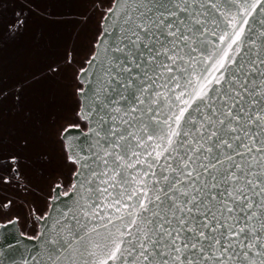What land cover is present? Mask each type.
<instances>
[{"label":"snow or ice","instance_id":"6c2138e0","mask_svg":"<svg viewBox=\"0 0 264 264\" xmlns=\"http://www.w3.org/2000/svg\"><path fill=\"white\" fill-rule=\"evenodd\" d=\"M124 3L126 5L122 13L124 33L114 37L112 47L117 52L124 53L125 63L131 55V64L139 68L141 61L155 65L157 57L163 56L169 63H160L158 68L173 73V65H176L177 70L183 73L180 77L184 81L183 84L175 75L169 77L170 81L175 82V87L181 89L177 94L173 88H168L172 93V108L176 111L163 121H156L153 132V136L156 137L155 142L147 145L153 150L149 153L151 160L147 162L148 172H151L153 164L161 156L167 160L173 152H177L174 159L178 161V166L172 168L171 165L166 164L161 169L162 173L164 171L173 173L171 177L160 176L166 187H157L160 183V180H157L149 188L147 181L141 176L138 178L141 187L131 195L124 192L116 195L113 209L117 213L121 211V205L125 209V215L118 216L117 219L123 223L127 217L128 223L123 225L122 230H118V237L113 238L109 233L105 238L109 241L108 244L103 245L106 258L99 264H109V261L112 264H264V90L259 94L260 111L249 116L251 121L249 127L254 125L260 131L250 132L245 128L244 136L238 135L239 130L233 123V121L239 123L237 115L232 111L236 107L239 93L233 90L230 95L226 90V86L235 83L231 77L237 70L244 68L240 57L244 54L242 45L246 36L245 26L249 24L247 17L252 16L258 7H264V0H261L260 4H250V0H240L239 14H246L245 18L241 21L233 16L230 21L231 30L225 29L219 37L224 47L216 46L214 52L203 56V59L193 55L197 51L194 46L197 41L193 33L196 31L203 34L207 31L204 27L206 21L198 18L204 16L205 12L191 13L190 20L181 18V13L189 14V6L193 0H142V2L124 0ZM132 4H136V7H131ZM211 7L216 6L213 3ZM189 23L201 27L186 28ZM260 23L264 25V20ZM157 32L165 38H172L169 41L171 47L164 52L154 48L153 42L159 43L161 48L165 47L158 39ZM261 35H264V31ZM178 42H182L183 48L189 49L188 60L184 59ZM200 43L205 44L206 41ZM141 49L146 50L147 55L152 59H144V52ZM200 51L203 53L204 49L201 48ZM180 62L187 67L179 69ZM250 62L253 63L252 70L256 71L255 61ZM116 63L119 66L117 75L122 72L129 74L132 72V67L121 64L119 58ZM260 64L264 65V59L260 60ZM194 65H199L198 70L189 72V68H193ZM108 71L111 72L112 69L109 68ZM261 75L264 76V73ZM131 79L129 75L127 81L130 82ZM224 97L232 99L233 103L229 105ZM159 98L165 99L167 103V98L162 95ZM139 102L144 103L142 100ZM217 102L221 104L220 108L216 107ZM203 110H207V113L198 121L196 116ZM221 116L224 119H220ZM161 123L164 125L163 128L159 127ZM189 128L190 130H187ZM193 133L196 134L193 140L197 146L193 147L189 144L192 155L189 156L185 152L181 156L177 151L179 147L184 146L181 138L193 136ZM196 137H199V140ZM152 138V136L148 137L149 140ZM200 140L205 143L214 140V143L205 148V144L200 143ZM233 140L239 142L237 147L246 149V152L236 154L242 158L244 155L249 156L251 163L247 171L242 165L231 163L233 161L231 154H225V160L230 165L225 167V160H221L214 152V149H232L235 152ZM245 140L250 143L245 144ZM202 152L203 158L200 156ZM212 157H215V162ZM117 159L122 158L117 157ZM205 159L207 163L204 162ZM73 162H76L75 159ZM137 163H140L139 158ZM253 165L257 166L259 171L254 170ZM124 166L134 168L136 165L129 162ZM117 167L120 165L118 164ZM147 174L146 172L145 175ZM151 174L156 175V173ZM242 177L243 185L240 184ZM222 185L227 187L219 191ZM112 187H116V184L113 183ZM107 192L108 189L105 188L104 193ZM249 193L252 195L250 196ZM125 196L130 200L135 198L136 203L125 204ZM253 196L260 199L254 200ZM237 209L245 213V226L237 227L238 220L233 216ZM194 210L197 215H193ZM84 215L91 218L99 217L101 213L96 211L89 215L85 212ZM229 220L232 223H228ZM112 223V219L108 217L103 226L107 229ZM193 223L196 224L195 227L190 226ZM97 231L96 227L91 229V233ZM182 232L190 233L191 236L182 237ZM72 235L74 239L77 238L75 233ZM83 239L82 236L78 238L80 241ZM202 241L206 242L207 246ZM59 244L60 241H56L51 251L56 252V245ZM88 244L96 249L101 248L100 243L92 240H88Z\"/></svg>","mask_w":264,"mask_h":264},{"label":"water","instance_id":"95a60500","mask_svg":"<svg viewBox=\"0 0 264 264\" xmlns=\"http://www.w3.org/2000/svg\"><path fill=\"white\" fill-rule=\"evenodd\" d=\"M213 3L215 8L211 7ZM239 3L240 0H235V3L233 0H193L189 6V14L181 13L182 19L190 20L191 13L205 12L204 16L198 18L206 21L204 27L207 31L203 34L194 31L193 35L197 41L194 46L197 51L193 55L198 59H203V56L214 52L216 46L224 47L219 37L225 29L231 30L232 17L236 16L241 21L245 18L246 14H239ZM260 3L261 0H250V4ZM181 6L183 7V5ZM125 7L124 0H113L111 7L102 19L101 32L94 44V52L77 76V81L82 85V89L77 92L80 102L78 117L85 123L86 130L80 126L72 125L65 128L60 136L68 162L76 167L72 178L73 183L65 193H61V186L55 187L47 213L38 219V233L35 237L23 234L17 219L0 224V264H99L106 258L103 245L108 244L109 241L105 238L109 233L113 238L118 237V230H122L123 225L128 223L127 217L123 223L117 219L118 216L125 215V209L123 205L120 206L119 213L113 209L112 205L116 195L120 192L131 195L141 187L138 182V178L141 176L147 181L149 188L157 180H160L157 187H166L160 176L171 177L173 173L171 171L162 173L161 169L166 164L171 165L172 168L178 166V161L174 159L177 152H173L167 160L161 156L153 164L151 172H148L147 162L151 160L149 153L153 150L147 145L155 142L156 137L153 136V132L156 128V121H163L176 111L172 108V93L168 91V88H173L177 94L181 89L175 87V82L170 81L169 77L175 75L183 84V79H180L183 73L177 70L176 65H173V73L158 68L160 63H169L163 56L157 57L155 65L145 64L141 61L139 68L131 64V55L128 56V62L125 63L124 53L117 52L112 47L114 37L124 33L122 13ZM131 7L135 8L136 4H132ZM247 18L249 24L245 26L246 36L242 45L244 54L240 57L244 68L237 70L231 77L235 83L226 86L230 95L233 90L239 93L236 107L232 111L239 119L238 124L235 121L233 123L238 128L240 136H244L245 128H248L250 132L260 131L254 125L249 127L251 125L249 116L260 111L258 101L261 97L259 94L264 90V76L261 75L264 73V65L260 64V60L264 59V35H261L264 25L260 23L261 20H264V7H258L252 16ZM236 26L240 27L241 25ZM187 27L195 29L200 28L201 25L189 23L186 25ZM156 35L165 47L161 48L159 43L153 42L154 48H159L161 52H164L168 47H171L169 44L171 37L165 38L159 32ZM200 41H206V43L201 44ZM147 42L145 41V43ZM178 44L182 49L184 59L188 60L189 49L183 48L182 42H178ZM201 48L204 49L203 53L200 51ZM141 51L144 52V59H152L147 55L146 50L141 49ZM94 57L95 60H93ZM117 58L121 64L132 67L130 74L122 72L117 75L119 72ZM250 61H255L256 71L252 70L253 63ZM185 67H187L186 64L179 63V69ZM109 68L112 69L111 72L108 71ZM198 68L199 65H194L193 68H189V72L198 70ZM129 75L132 77L130 82L127 81ZM161 95L167 98V103L165 99L159 98ZM224 99L228 100L229 105L233 103V100L228 97H224ZM141 100L144 101L143 104L139 102ZM216 107L220 108L221 104L217 102ZM205 113L207 110H203L200 115L196 116V119L199 121ZM220 119H224V117L221 116ZM159 127L163 128V123ZM149 136L153 138L149 140ZM195 136L196 134L193 133V136L181 138L184 146L177 149L181 156L185 152L189 156L192 155L189 144L193 147L197 146L193 140ZM196 139L199 140V137ZM200 143H204L207 148L214 143V140H208L206 143L200 140ZM232 143L236 148L235 152L232 149H214L216 156L225 160V154H231L233 156L231 163L240 164L247 171L251 163L249 156L244 155L242 158L236 154L237 152H246V149L237 147L238 141L233 140ZM244 143L249 144L250 142L245 140ZM252 155L256 154L252 153ZM200 156L203 158L204 153H200ZM117 157L122 159L118 160ZM137 158L140 163H137ZM73 159H75V163ZM212 159L215 162V157ZM129 162L136 166L134 168L125 167L124 165ZM204 162L208 161L205 159ZM118 164L120 167H117ZM224 166L229 167V162L225 160ZM253 169L259 171L255 165H253ZM14 171L17 172L16 169ZM146 172L147 175H145ZM151 173H156V175L153 176ZM129 178L131 179L129 180ZM243 182L242 177L240 184L243 185ZM113 183L116 184V187H112ZM225 187L227 185H222L219 191H223ZM105 188L108 189L107 193H104ZM249 195L251 196L252 193ZM253 199L259 200L260 197L253 196ZM124 203L131 205L135 204L136 200L135 198L130 200L125 196ZM89 205H94V207L89 208ZM229 206H232L231 203ZM156 210L159 211V209ZM96 211L101 213L99 217L88 218L84 215L85 212L90 215ZM193 215H197L195 210ZM244 215L245 213L240 212L239 209L233 213V216L238 220L237 227L246 225ZM108 217L112 219L113 223L105 229L103 225L107 222ZM198 219H202V217H198ZM228 223H232V221L229 220ZM190 226L195 227L196 224L193 223ZM93 227L97 228L96 233H91ZM73 233L76 234V239L73 238ZM81 236L84 237L82 241L78 240ZM181 236L190 237L191 234L182 232ZM58 240L60 244L56 245V252L51 251ZM88 240L100 243L101 248H93L88 244ZM202 243L207 246L206 242L202 241ZM109 264L112 262L109 261Z\"/></svg>","mask_w":264,"mask_h":264},{"label":"trees","instance_id":"16d2710c","mask_svg":"<svg viewBox=\"0 0 264 264\" xmlns=\"http://www.w3.org/2000/svg\"><path fill=\"white\" fill-rule=\"evenodd\" d=\"M112 3L113 0H0V199L6 196L9 157L16 158L17 167L19 163L27 166L25 173L20 171L19 178H13L14 183L26 178V174L33 181L40 175L47 149L62 144L60 136L65 128L75 125L86 130L78 117L77 92L82 85L77 76L94 52L102 19ZM80 7L85 12L103 8V14L97 22L92 50L70 76L69 95L64 97L58 92V74L70 64L63 57L73 54L63 47L77 35L75 32L70 37L68 31L78 21L88 28V15L77 13ZM42 80L45 83L40 84ZM35 93L43 99L35 97ZM65 117L70 120L63 122ZM13 218H0V224Z\"/></svg>","mask_w":264,"mask_h":264},{"label":"rangeland","instance_id":"374dc122","mask_svg":"<svg viewBox=\"0 0 264 264\" xmlns=\"http://www.w3.org/2000/svg\"><path fill=\"white\" fill-rule=\"evenodd\" d=\"M92 4L93 2L91 3V5ZM84 12L85 11H83L81 7L77 11V13L80 15H83ZM86 14L88 15V28L86 27L85 23H81V21H78L74 25H72L68 31L69 36L71 37L72 33L74 34L75 32H77L76 38L74 39V41H68L69 44L63 47L65 48V52H68L70 50V52L73 54H71L72 56L69 57L65 56L66 58L63 57V60L65 61L68 58L67 62L70 64H68L69 66L66 65L61 70L60 74H58V80L60 82H57V86H60L58 88V92L61 93L60 95H63L64 97H68L69 95V89L67 88V86L68 80H70V76H73L75 74L76 68L82 65L83 61L89 55V52L92 50L91 45L96 38L95 34L98 32L97 22L100 20V17L103 14V8L97 10L96 8L92 10L89 9L85 12V15ZM13 27L14 29H16V25H14ZM65 82H67V84H65ZM43 83H45L44 80H42L40 84ZM35 97L43 99V96H40L38 93H35ZM31 102L38 103L34 100H31ZM69 116L71 119L72 116ZM70 119L68 117H65L63 122H66ZM61 146L62 144L57 143L50 149H47L45 153V160H41L42 164L40 175L38 176V178H33L32 181V179H28L29 175L27 176L26 174V178H22L21 181H15V183L13 181V177L11 178V182L7 184V187H5L6 196L0 199L1 219H10L11 217H15L25 231L31 232L32 227L30 225V215L32 214L33 210L39 211L43 207L42 201H40L41 193H46L44 197L45 204L46 198L49 197L54 183L58 182L66 184L68 179L67 175L71 172V169L69 168L70 166L66 162V156L61 151ZM19 167L21 169H18L19 172L21 171L25 173L27 171V166L23 163H19ZM6 204H8L7 208L4 207V209L1 210L2 206H5Z\"/></svg>","mask_w":264,"mask_h":264},{"label":"flooded vegetation","instance_id":"af4514ba","mask_svg":"<svg viewBox=\"0 0 264 264\" xmlns=\"http://www.w3.org/2000/svg\"><path fill=\"white\" fill-rule=\"evenodd\" d=\"M60 139H61V137H60ZM61 141H62V140H61ZM61 149H63V151L65 152V148H64V144H63V142H62ZM64 154H65V156H66V162L69 164V166H70L69 168L71 169V172L68 173V175H67V177H68V179H67V183H66V184H63V183H58V182H56V183L53 185V188H52V190H51V192H50L49 197L46 198V203H45V204H44V197H45L46 193H44V194L41 193V195H40V197H41L40 201H42V206H43V207H42L39 211H35V210L32 211L33 220L30 221V225H31V227H32V228H31V229H32L31 232H27V231H25V230L21 227V225L19 224V221H18V224H19V227H20L21 232H22L23 234L27 235V236L35 237V236L37 235V233H38V219H39V218H42V217L47 213V210H48V208H49V201H50V199L52 198L53 191H54L55 187H56L57 185L61 186V193H65L66 191H68V189L71 187V185H72V183H73L72 178H73V174H74L75 171H76V167H75L74 164L68 162L66 152H65ZM45 158H46V157H45ZM45 158H44V159H45ZM8 161H9V163L11 164V167H10V172H9V178H7V179L5 180L7 184H9L10 179H11L12 177H13V178H19V176H20V172L18 171V167L16 166V158H13V157H12V158H9ZM14 169H16L17 172H15ZM7 206H8V204H6L4 207L7 208ZM13 219H16V218H13ZM13 219H11V220H13ZM11 220H10V221H11Z\"/></svg>","mask_w":264,"mask_h":264}]
</instances>
